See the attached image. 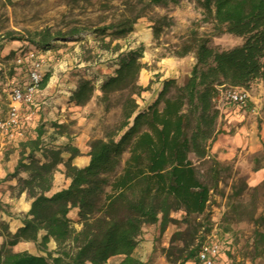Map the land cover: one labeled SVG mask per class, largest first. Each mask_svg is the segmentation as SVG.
Masks as SVG:
<instances>
[{
  "label": "trees",
  "instance_id": "16d2710c",
  "mask_svg": "<svg viewBox=\"0 0 264 264\" xmlns=\"http://www.w3.org/2000/svg\"><path fill=\"white\" fill-rule=\"evenodd\" d=\"M167 1L177 0H150L155 5ZM197 1L219 27L242 37V45L216 51L206 40H200L193 49L185 48L181 56L192 51L196 57L191 75L173 95L170 91L176 80H164L157 98L145 109L139 108L136 99L149 90V86L139 84L143 50L119 54L114 74L100 86V100L127 91L122 103L123 120L117 134L91 142L90 162L84 168L73 164L80 150L71 146L69 135L67 144L56 146V136L47 139L44 126H40L34 138L21 141L17 165L6 180L15 178L17 184L10 186L12 194L18 197L26 193L32 202L15 232H10L8 223L1 220L8 232L0 248V264H106L115 256L122 257L118 264H147L135 256V239L144 226L159 223L164 230L174 222L171 212L175 210H184L186 222L206 212L210 188L199 178L189 156L193 153L198 159L206 158L208 148L217 139L218 87L264 81V0ZM139 17L97 31H110L112 38H124L133 31ZM62 35L44 31L38 34V40L30 41L47 47ZM50 76V72L43 74L41 87ZM95 91L93 80L81 78L70 103L84 106ZM53 126L59 135L67 134L63 125ZM65 152L68 157H64ZM60 166H64L70 184L49 196ZM74 208L78 209L79 231L69 218ZM51 240L56 243L55 250L48 247ZM256 240L264 244V233L256 232ZM203 241L187 253L182 264L195 260ZM21 242H34L43 254L5 252L6 246Z\"/></svg>",
  "mask_w": 264,
  "mask_h": 264
},
{
  "label": "rangeland",
  "instance_id": "374dc122",
  "mask_svg": "<svg viewBox=\"0 0 264 264\" xmlns=\"http://www.w3.org/2000/svg\"><path fill=\"white\" fill-rule=\"evenodd\" d=\"M139 15L133 31L124 38H112L108 35L110 31L106 34L97 31ZM44 31L64 35L51 40L47 47L34 45L30 40H38V34ZM200 40H206L216 51L233 49L244 41L219 27L197 0L167 1L160 5L150 0H0V116L9 110L12 89L28 81L30 62L26 58L34 52L42 62V74H51L48 83L40 87L37 102H47L52 96L46 88L49 83L73 92L78 81L87 78L93 80L96 91L86 105L70 104L73 110L61 112L62 123L55 119L53 106L49 104L39 111L24 107L23 113L35 115L26 135L34 138L38 128L44 126L47 139L56 136V146L67 144L68 135L73 142L71 146H76L83 134L82 143L90 148L93 140L117 134L123 120L122 103L127 91L113 93L107 101L100 100V86L114 74L119 54L142 48L141 62L145 53L153 60L145 67L159 69L151 75L148 91L152 93V86L155 92L161 91L164 80L174 79L176 86L170 91L173 95L185 84L196 64L194 52L180 54L185 48L193 49ZM21 58L23 63H19ZM142 72L143 69L139 82ZM230 87L233 86L218 87L215 99L220 112L218 135L208 148V155L203 159L193 153L189 156L199 178L210 188L206 212L193 215L186 222L184 210H175L171 212L174 222L164 230L159 223L144 226L135 239V256L147 264H182L187 253L208 238L217 239L222 245L217 264H264V244L256 240V232L264 233V81L255 79L240 86L253 101L249 108L237 112V107L227 104L224 97ZM143 93L136 97L140 109L157 98L150 101L148 94L141 98ZM226 109H233V120L223 114ZM43 117L49 121H42ZM54 123L63 125L67 134L59 135ZM255 131L262 144L257 151L251 149L248 140ZM67 156L65 152L64 157ZM259 217L262 219L255 222ZM69 218L79 231V217L71 212ZM7 232L0 219V237L4 239L0 248L7 241ZM52 245L50 242L49 249ZM25 251L43 254L36 245ZM121 259L115 256L106 264H118Z\"/></svg>",
  "mask_w": 264,
  "mask_h": 264
},
{
  "label": "crops",
  "instance_id": "0c3cea01",
  "mask_svg": "<svg viewBox=\"0 0 264 264\" xmlns=\"http://www.w3.org/2000/svg\"><path fill=\"white\" fill-rule=\"evenodd\" d=\"M147 53L144 54V58L142 59V63L144 64L143 72L141 73L140 77V82L139 84L143 87H147L150 84V79L152 78L151 75H154L158 73L159 69H156L155 67H145L147 64L148 66L151 65V62L153 61L152 59L150 60L146 56ZM149 59V60H148ZM146 65V66H147ZM109 71V69H108ZM160 85L159 82L156 83V87L159 88L158 86ZM48 90H51L52 96L46 101H41L39 102V106L37 108H32L34 111H39L43 105L49 104L53 106V116H55V119L59 120V123H62V117H64L61 112H63L65 109L73 110V107H70V96L72 94L71 91H67L64 87H57V86H51L49 83L46 87ZM152 93L150 91H145L141 98H144V94H148V98L150 97V101L153 100L156 96L159 94V89L154 90L153 86L151 87ZM253 101L252 98L249 99L248 105L246 107H240V106H234L237 107V111L240 108H249L251 106V102ZM143 102V101H142ZM24 107L28 110L29 106H23L21 109V115L23 119V129H22V136H18L15 140L13 141H7L5 144L4 148L0 151V219L7 222L9 225V228L12 232H15L19 227L22 226V220L21 218L30 210L31 207V202L32 199L28 198L26 193H22L20 196H15L12 194L10 191V186H15L17 184V181L15 178H8L6 180V176L9 173H12L17 165L18 159H19V151L20 147L19 144L21 141H24L28 138L26 135L27 130L29 126L33 123L35 119L34 113L32 114H25L24 112ZM44 108V107H43ZM76 108V107H75ZM255 108H253L254 111ZM233 109H226L223 110V114L226 117H230L231 120H233ZM6 114H4L1 117H4ZM42 117V116H40ZM42 121H49V118L43 117L41 118ZM85 133V132H84ZM82 137L83 134L78 137L77 147L80 150V155L74 158L73 164L76 165L79 168H84L86 167L89 162H90V156H89V150L90 148L87 145H84L82 143ZM251 149L253 151H257L261 148L262 144L260 142L258 132L255 131L252 134H250V137L248 138ZM68 157V156H67ZM60 170L56 172L54 175V181H53V186L51 191L48 193L49 196L54 194L57 191H60L62 189H65L69 186L70 180L66 178L64 171L65 168L64 166L59 167ZM22 176L25 177V174H22ZM71 212L75 215L78 216V209L74 208L71 210ZM70 212V213H71ZM69 213V214H70ZM4 239L0 237V246L3 243ZM53 245L50 246V249H55L56 243L51 240L50 241ZM28 247V248H26ZM32 247H35V244H31V242H21L18 243L16 246H8L6 248V253H17V252H22L25 251L26 249L31 250Z\"/></svg>",
  "mask_w": 264,
  "mask_h": 264
},
{
  "label": "built area",
  "instance_id": "2783aa9c",
  "mask_svg": "<svg viewBox=\"0 0 264 264\" xmlns=\"http://www.w3.org/2000/svg\"><path fill=\"white\" fill-rule=\"evenodd\" d=\"M26 59L30 62L28 81L12 89L9 110L4 117L0 118V151L4 148L7 141H13L18 136L23 135L22 107L37 108L39 106V102L36 101V95L41 87L43 76L42 62L35 56L34 52H30ZM23 62L22 58L19 59V63ZM224 97L227 104L240 107H246L250 99L248 91L240 86L228 88L224 93ZM222 249L219 240L208 238L200 245L195 260L186 264H217Z\"/></svg>",
  "mask_w": 264,
  "mask_h": 264
}]
</instances>
